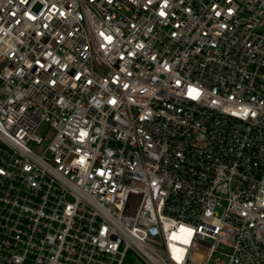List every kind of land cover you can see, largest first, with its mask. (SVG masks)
Masks as SVG:
<instances>
[{
	"label": "built area",
	"instance_id": "built-area-1",
	"mask_svg": "<svg viewBox=\"0 0 264 264\" xmlns=\"http://www.w3.org/2000/svg\"><path fill=\"white\" fill-rule=\"evenodd\" d=\"M129 254L264 264V0H0V264Z\"/></svg>",
	"mask_w": 264,
	"mask_h": 264
},
{
	"label": "rangeland",
	"instance_id": "rangeland-1",
	"mask_svg": "<svg viewBox=\"0 0 264 264\" xmlns=\"http://www.w3.org/2000/svg\"><path fill=\"white\" fill-rule=\"evenodd\" d=\"M123 264H140V261L137 259V257L129 254Z\"/></svg>",
	"mask_w": 264,
	"mask_h": 264
},
{
	"label": "snow or ice",
	"instance_id": "snow-or-ice-1",
	"mask_svg": "<svg viewBox=\"0 0 264 264\" xmlns=\"http://www.w3.org/2000/svg\"><path fill=\"white\" fill-rule=\"evenodd\" d=\"M161 15H164V13H161ZM112 103H115V101H112Z\"/></svg>",
	"mask_w": 264,
	"mask_h": 264
}]
</instances>
